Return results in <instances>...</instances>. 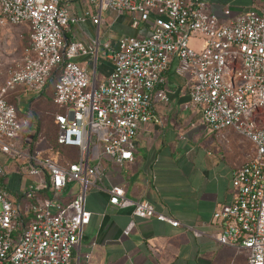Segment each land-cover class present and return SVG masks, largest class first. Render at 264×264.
Segmentation results:
<instances>
[{
    "label": "built area",
    "instance_id": "1",
    "mask_svg": "<svg viewBox=\"0 0 264 264\" xmlns=\"http://www.w3.org/2000/svg\"><path fill=\"white\" fill-rule=\"evenodd\" d=\"M70 1L0 0V36L10 26L30 29L23 66L0 85V152L27 167L20 172L31 179L24 197L32 213L25 222L21 205L1 188L7 171L0 163V264H80L81 238L92 217L88 189L103 183L105 159L119 166L134 160L142 126L159 122L155 105L170 101L171 71L184 79L208 128H231L254 145V155L233 173V201L215 210L211 224L220 244L248 251L246 264H264V14L226 5L222 20L208 0H87L94 9L77 15ZM104 11L131 15L147 34L105 40ZM89 20L97 27L92 45L68 39L72 25ZM81 56H89L90 67L76 61ZM102 59L112 71L99 79ZM3 66L0 50V73ZM51 83L61 109L57 143L76 148L75 161L62 163L33 147L24 151L34 135L24 133L30 122L6 99L18 87L41 96ZM102 188L111 205L181 225L151 203L129 198L119 185ZM133 228L131 221L124 235Z\"/></svg>",
    "mask_w": 264,
    "mask_h": 264
},
{
    "label": "crops",
    "instance_id": "2",
    "mask_svg": "<svg viewBox=\"0 0 264 264\" xmlns=\"http://www.w3.org/2000/svg\"><path fill=\"white\" fill-rule=\"evenodd\" d=\"M208 1L211 10L222 20L226 5L234 12L253 8L264 14V3L260 4L263 0L256 6L249 5L247 0ZM68 7L77 15L94 9L87 0H71ZM101 31L105 40L147 34L145 27L136 25L131 15L117 16L109 11L103 12ZM67 37L89 47L97 38V27L90 20L75 24ZM76 61L91 66L89 56L78 57ZM111 71L112 63L102 59L99 79ZM168 88L170 101L154 107L159 122L151 120L139 132L134 160L119 166L105 159L103 183L88 189L86 208L92 217L81 238L80 264H246L248 251L220 244L215 237L217 228L211 220L217 208L233 201V173L254 155V145L231 128L221 132L208 128L201 119L199 108L190 102L184 79L173 71L169 73ZM19 90L20 87L6 99L29 120L24 133L35 130L31 138H37L40 124L37 120L32 122L30 117H38L34 106H39L44 96L32 93L14 96ZM21 104L26 105V113L21 112ZM56 107L59 109L54 114L57 131L55 116L61 109ZM64 150L72 153L73 160L77 159L76 148ZM0 163L7 171L1 188L12 201L21 205L24 220L28 222L32 213L29 201L24 197L26 184L22 182L20 168L3 154H0ZM102 185L123 187L129 198L151 203L156 211L178 220L181 225L176 227L155 217L140 218L132 213V207L119 208L109 204V194ZM46 195L40 193L42 197ZM131 221L134 228L129 235H124ZM85 254H90V258L87 259Z\"/></svg>",
    "mask_w": 264,
    "mask_h": 264
},
{
    "label": "rangeland",
    "instance_id": "3",
    "mask_svg": "<svg viewBox=\"0 0 264 264\" xmlns=\"http://www.w3.org/2000/svg\"><path fill=\"white\" fill-rule=\"evenodd\" d=\"M248 4L251 6H256L258 2H251L247 0ZM260 2V1H259ZM264 0L260 3L263 4ZM30 44V29L27 26H10L5 28L3 34L0 36V50L3 56L4 66L2 72L0 73V85L3 84L6 79L17 69L23 66L25 50ZM101 66V61H100ZM101 68V67H100ZM26 90L20 87L18 93L14 96L25 95ZM24 94V95H23ZM41 102L39 106H34V111L36 117H30L32 122H39L40 131L37 138H33L31 143L34 148L38 150H43L44 154L57 157L62 163H66L73 160V155L70 151H65L61 149L62 147L56 144V126L54 124V114L59 111V109L53 103V83L50 84L49 89L42 95ZM26 105L21 104L20 110L22 113H26ZM38 128V124H37ZM29 133L35 134V130H29ZM32 147L29 144H25L23 150L29 152ZM253 146L251 145V150ZM0 154H3L0 152ZM4 155V154H3ZM7 157V156H6ZM19 166L20 171L27 172V167L23 166L22 160L15 161ZM22 182L25 184L29 183L31 179H23ZM26 180V181H25ZM21 184V181H20ZM78 188H73L72 192H76Z\"/></svg>",
    "mask_w": 264,
    "mask_h": 264
},
{
    "label": "trees",
    "instance_id": "4",
    "mask_svg": "<svg viewBox=\"0 0 264 264\" xmlns=\"http://www.w3.org/2000/svg\"><path fill=\"white\" fill-rule=\"evenodd\" d=\"M48 89H49V87H48ZM48 89H47V90H48ZM42 95H43V94H42ZM42 95H41V96H42ZM55 138H56V139H55V140H56V144H58V143H57V132H56V137H55ZM61 149L64 150V148H61ZM75 160H76V159H74V160H72V161H75Z\"/></svg>",
    "mask_w": 264,
    "mask_h": 264
}]
</instances>
